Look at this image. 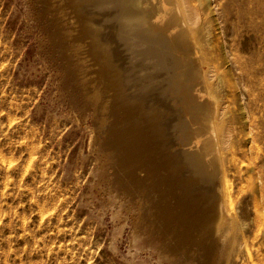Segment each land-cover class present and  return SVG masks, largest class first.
<instances>
[{
  "label": "rangeland",
  "instance_id": "374dc122",
  "mask_svg": "<svg viewBox=\"0 0 264 264\" xmlns=\"http://www.w3.org/2000/svg\"><path fill=\"white\" fill-rule=\"evenodd\" d=\"M96 1L102 28L120 26L130 78L168 83L165 56L139 44L125 5ZM192 1L215 19L211 45L239 101L241 150L225 167L237 225L221 259L264 264V0ZM42 8V0H0V264H189L163 256L137 229L138 203L114 184L94 109L64 78ZM125 131L124 143L135 139Z\"/></svg>",
  "mask_w": 264,
  "mask_h": 264
},
{
  "label": "bare ground",
  "instance_id": "6f19581e",
  "mask_svg": "<svg viewBox=\"0 0 264 264\" xmlns=\"http://www.w3.org/2000/svg\"><path fill=\"white\" fill-rule=\"evenodd\" d=\"M119 1L139 44L165 56L168 83L130 78L120 26L102 28L96 0H42L51 46L61 50L64 78L94 109L114 184L138 203L146 243L170 259L223 264L237 225L225 167L242 137L235 86L211 45L215 19L192 0ZM126 127L135 139L124 143Z\"/></svg>",
  "mask_w": 264,
  "mask_h": 264
}]
</instances>
